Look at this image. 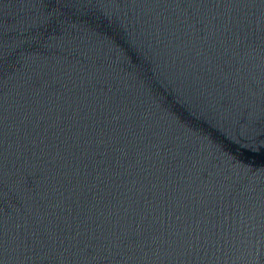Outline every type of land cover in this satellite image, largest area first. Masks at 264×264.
I'll list each match as a JSON object with an SVG mask.
<instances>
[{
    "label": "water",
    "instance_id": "obj_1",
    "mask_svg": "<svg viewBox=\"0 0 264 264\" xmlns=\"http://www.w3.org/2000/svg\"><path fill=\"white\" fill-rule=\"evenodd\" d=\"M0 264H264V0H0Z\"/></svg>",
    "mask_w": 264,
    "mask_h": 264
}]
</instances>
